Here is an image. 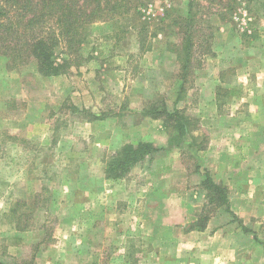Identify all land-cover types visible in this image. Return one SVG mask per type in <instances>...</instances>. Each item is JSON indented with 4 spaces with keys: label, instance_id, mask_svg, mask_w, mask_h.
Returning <instances> with one entry per match:
<instances>
[{
    "label": "rangeland",
    "instance_id": "obj_1",
    "mask_svg": "<svg viewBox=\"0 0 264 264\" xmlns=\"http://www.w3.org/2000/svg\"><path fill=\"white\" fill-rule=\"evenodd\" d=\"M193 1L189 7V0H136L137 9L115 27L109 22L88 27L63 74L43 76L33 63L8 69L0 56V264L162 261L159 257L151 263L135 253L117 256L115 241L102 257L98 244L93 257L84 258L83 251H78L79 259L68 256L64 238L86 234L87 221L97 223L100 218L118 221L119 228L109 225L110 235L132 236L140 228L134 220L148 216L156 235L220 230L247 236L264 250V154L253 153L264 147H235L244 154L240 172L213 173L201 166L213 117L211 109L199 107L196 86L200 70L218 75L220 114L234 112L233 118L247 122L249 103L240 99L247 86L237 77L260 71L264 0ZM188 17L192 49L186 73L182 64ZM213 47L219 49L220 64L232 59L219 74L213 73L216 65H210ZM145 107L177 108L183 120L177 125L144 115ZM247 132L264 139V130L245 128L243 139ZM145 141L163 147L154 153V160L146 157L127 174L106 177L109 155L125 144ZM251 153L255 160L249 159ZM208 175L226 187L229 211L207 205L203 182ZM127 205L134 206V212ZM205 205L206 227L190 229ZM28 229L34 233L23 236ZM58 242L61 249L51 254ZM147 244L118 245L131 251V246ZM254 262L264 264L263 252L256 253Z\"/></svg>",
    "mask_w": 264,
    "mask_h": 264
},
{
    "label": "crops",
    "instance_id": "obj_2",
    "mask_svg": "<svg viewBox=\"0 0 264 264\" xmlns=\"http://www.w3.org/2000/svg\"><path fill=\"white\" fill-rule=\"evenodd\" d=\"M212 50L211 56H213V58L210 65L211 67L213 66V68L214 65H216L217 70L214 69L213 73L219 74V72L231 66L230 62L232 59L229 58L226 62L220 64L222 57L221 54L217 53L219 49L213 47ZM214 57L217 58L214 59ZM259 61H261V67L258 69L260 71H257L256 74L251 70L248 71L249 73L244 74L242 79L237 77V79L245 81L247 86L243 94H241L243 99L240 97L241 100H245L249 103L247 107L250 118L247 122H240V120L233 118L234 112L228 113V115L227 113L224 115L220 114L216 105V89L222 84V80L218 75L210 74L207 76L206 70H200L198 77H196V86L199 87L200 94L199 107L202 111L211 109L213 117L211 122L212 134L206 149L201 151L199 164L209 168L213 173H234L241 171L242 157H244V154L239 153V155L235 151V147L239 149L248 146L258 147L260 145L264 147V139L260 137L259 139L252 138L248 132L246 136L247 139H243L241 133L245 128L247 130H264V55ZM250 62L252 63V61ZM225 63H227V67L224 66ZM208 64L209 63H207V65ZM204 74H206V76ZM254 151V155H258L260 152L264 154V148L262 149L259 147ZM249 159L255 160L256 158L252 157L251 153ZM237 162H240L239 165ZM127 207H129V205H127ZM136 208L139 209V206H136ZM146 209L147 215H149L148 208ZM128 210L134 212V206H130ZM89 216H92V212H89ZM134 221L137 222V227L140 226V228L137 229V233L132 234V236L130 235L131 237H126L120 232L110 235L109 225H115L119 228L117 224L118 221L109 223L107 218H100V221L95 223L94 220L90 219L89 222L87 221L85 224L89 227L86 234L74 236L72 239L64 238L67 240L65 253L67 254L68 252V256L74 259L80 258L81 253L79 254L78 251H83L84 258H87L88 255L89 257H93L95 255L94 246L98 244L100 256L102 257V252L105 254L108 244L115 241L117 244L115 247V249H117L115 253H118L117 256H126L127 254L129 256L135 253L134 256L136 258L151 259V263H154L155 258L159 259L160 257L163 259L162 261H158V264H263L254 262V259L257 252H263L264 255V250L251 244L252 242L249 239V241L247 240V236L225 234L220 230H215L212 233L200 231L198 233L192 232L191 234L175 231V234L165 233L164 235H156L153 232V228H151L154 224L148 216L145 220L137 218ZM243 224L245 225L246 222L244 221ZM96 225H99V228H97L99 231L95 229ZM29 233L33 234V229L25 230L23 236H27ZM95 234H98L97 238ZM57 238L59 239L58 236ZM25 239H23V243L28 242L25 241ZM138 241H146L148 244L135 247L131 246V251L123 249V245H118L124 242H132L134 244ZM149 243H151V245H149ZM156 244L158 245L156 246ZM60 245L61 244L58 242L55 248L53 246L51 254L57 253L61 249ZM48 250L50 251V247H48L46 251ZM119 250H123L122 253ZM43 251H45V249ZM82 264H92V262L85 261L82 262Z\"/></svg>",
    "mask_w": 264,
    "mask_h": 264
},
{
    "label": "trees",
    "instance_id": "obj_3",
    "mask_svg": "<svg viewBox=\"0 0 264 264\" xmlns=\"http://www.w3.org/2000/svg\"><path fill=\"white\" fill-rule=\"evenodd\" d=\"M193 3L189 0V7ZM137 7L136 0H0V56L5 58L8 69L33 63L43 76L63 74L71 63L70 56L77 53L85 41L88 27L107 22L115 27L119 19ZM186 19L183 45L186 58L182 71L187 73L192 49V19ZM139 46L140 49L144 47L141 41ZM59 48L60 53L57 51ZM143 114L175 121L177 125L183 120L177 108L169 111L166 107L161 110L145 107ZM162 148L149 141L125 144L109 155L104 173L107 178L121 177L146 157L148 161L154 160V153ZM203 185L207 189V205L215 204V208L229 211L226 187L213 181L209 175ZM206 210L205 205L196 225L190 229L206 227L209 219ZM26 227L24 225L21 229Z\"/></svg>",
    "mask_w": 264,
    "mask_h": 264
}]
</instances>
